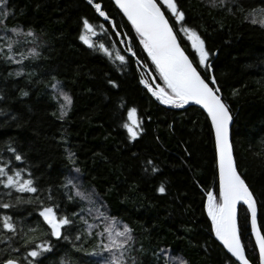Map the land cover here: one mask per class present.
<instances>
[{"label": "trees", "instance_id": "16d2710c", "mask_svg": "<svg viewBox=\"0 0 264 264\" xmlns=\"http://www.w3.org/2000/svg\"><path fill=\"white\" fill-rule=\"evenodd\" d=\"M94 3L101 5L107 21L87 0H7L6 26L21 31L12 40L19 41L14 44L15 59L22 63L5 62L0 56V164L11 160L10 167L27 168L40 198L60 205L69 216L79 204L64 197L61 185L66 177L78 175L82 189L94 193L110 216L132 229L128 264H158L153 254L160 252L164 259L171 253L186 264H228L230 257L211 234L204 208L206 192L218 196L219 191L214 134L207 115L191 104L172 108L152 97L139 83L141 76L162 81L135 31L112 0ZM177 3L185 13V26L205 41L211 70H198L215 77L212 86L220 89L229 106L237 169L257 200L259 223L264 225V27L245 19L253 9L264 8V0H228L232 11L209 7L207 0ZM84 18L96 30L92 40L97 50L79 39ZM29 30L35 35L27 36ZM176 31L189 58L198 63L179 26ZM100 43L113 53L112 59L98 50ZM129 46L135 56L127 51ZM33 50L39 55L34 56ZM116 52L128 63L115 61ZM57 82L72 99L63 117V100L52 87ZM133 107L143 131L130 141L121 125ZM8 146L22 155L23 163L12 158ZM149 160L157 172H151ZM161 184L163 194L158 192ZM5 191L0 186V193ZM35 195L24 194L33 198L32 203L13 200L15 206L0 209V215H11L18 230L28 233L34 228L37 231L30 235L43 238L47 226L38 215ZM49 195L53 200H47ZM248 225L249 214L241 206L239 227L246 256L259 264ZM9 243L20 249L13 256L26 255L24 236L0 242V249ZM52 243L54 250L45 254L44 264H60L61 259L67 264V257L75 264H98L100 259L87 254L93 251L92 239L74 242L80 251L68 241Z\"/></svg>", "mask_w": 264, "mask_h": 264}, {"label": "snow or ice", "instance_id": "6c2138e0", "mask_svg": "<svg viewBox=\"0 0 264 264\" xmlns=\"http://www.w3.org/2000/svg\"><path fill=\"white\" fill-rule=\"evenodd\" d=\"M114 2L135 31L140 46L151 61L155 75L162 81V84L154 79L150 82L142 75L139 83L160 104L172 108H184L189 104L198 105L210 121L215 141L219 191L218 196L212 191L206 192L207 200L204 208L211 221V234L229 254L228 264H250L238 224V206H246L249 214L250 240L254 239V248L259 254V264H264V225L258 223L257 200L237 171L229 139L233 117L229 106L219 94L220 89L212 86L216 84L215 77L202 75L198 70L200 67H204L206 72L211 70L207 63L209 52L205 48V41L195 30L185 26V13L179 8L177 0H114ZM87 3L95 9L99 17H103L105 21L109 19L99 3H94V0H87ZM207 5L232 11L227 7L228 0H207ZM257 12H259V20ZM8 15L7 0H0V26H2L0 31L4 33L0 35V41L4 42V46L0 47V56L5 62L19 64L22 60L15 59L14 49V44L19 41L14 42L12 36L21 35V31L15 27L7 28ZM245 19L264 27V8L253 9ZM177 26L190 42L191 48L198 57V63H194V60L189 58L178 42ZM100 27L103 28V25ZM26 35L32 37L35 34L29 30ZM95 35L93 24L86 18L82 19L79 39L93 50H97V45L90 37ZM98 50L104 56L113 58V53L103 43L98 45ZM127 51L135 56L130 46ZM32 54L39 55L35 50ZM114 60L119 61L120 64L128 63L125 56L119 52L115 53ZM16 75H22V72L17 71ZM109 83L113 87L117 86L113 81ZM52 87L59 92V97L63 100L60 104L61 117H63L71 106L72 99L59 88V82ZM22 94L26 96L27 92ZM55 98L54 96L53 99ZM121 126L126 130L130 141L139 137L143 129L136 108L127 110V119ZM7 151L12 153L15 161L24 162L22 155L11 146L7 147ZM71 155L70 153L69 156ZM146 163L151 166V172L158 171L151 160ZM10 164L11 160H4L0 164V186L7 190L0 193V209H12L15 204L21 202L32 203L33 198H25L24 194H36L34 199L39 207L38 215L47 227L43 230V238L33 237L30 234L37 229L29 228L28 233H24L22 229L18 230L17 222L11 215H0V232H2L0 242L7 243L15 236L22 235L25 238L26 252L23 256H13L11 253H19L20 249L9 243L7 249H0V264H44L45 254L54 250L52 240L68 241L73 243L75 251H80V245L74 242L83 243L86 239L94 241L93 251L87 254L100 257L98 264H128V253L134 240L131 235L132 229L122 224L116 217L110 216L103 203L94 198V193L83 190L78 175L66 177L65 183L61 185L65 189L64 197L79 204L78 210L73 211L69 216L60 211V205L48 204L40 198L38 195L40 189L35 185L32 174L27 168L10 167ZM74 171L79 173V169ZM145 171L148 169L146 168ZM13 192L19 195L13 197ZM158 192L161 194L165 192L163 184L158 188ZM4 197H7V200ZM13 200L15 204L12 203ZM47 200L51 201L53 197L49 195ZM153 255L158 264L161 260L163 264H186L182 258H173L171 253L168 254V259H164V252ZM60 264H65V260L61 259ZM67 264H75V262L71 257H67Z\"/></svg>", "mask_w": 264, "mask_h": 264}, {"label": "water", "instance_id": "95a60500", "mask_svg": "<svg viewBox=\"0 0 264 264\" xmlns=\"http://www.w3.org/2000/svg\"><path fill=\"white\" fill-rule=\"evenodd\" d=\"M113 1V3L115 4V2H114V0H112ZM120 11V10H119ZM121 12V11H120ZM122 13V12H121ZM123 14V13H122ZM126 18V17H125ZM127 19V18H126ZM179 42V41H178ZM180 43V42H179ZM182 47V46H181ZM182 49H183V47H182ZM184 50V49H183ZM185 51V50H184ZM185 53H186V51H185ZM187 54V53H186ZM191 105H194V104H191ZM194 106H197L198 108H200L198 105H194ZM201 109V108H200ZM202 111H203V109H201ZM204 112V111H203ZM205 113V112H204ZM206 114V113H205ZM232 125H233V120H232V122L230 123V129H229V139H230V143H231V146H232V141H231V128H232ZM232 151H233V146H232ZM233 157H234V162H235V165H236V167H237V164H236V160H235V156H234V151H233ZM237 171H238V169H237ZM238 173H239V171H238ZM240 207L241 206H238V224H239V209H240ZM243 207H245L246 208V206H243ZM257 209H258V205H257ZM258 223H259V219H258ZM219 243V242H218ZM222 246V245H221ZM226 251V250H225ZM229 255V254H228ZM232 259H234V258H232ZM248 259V258H247ZM250 264H252L251 262H250Z\"/></svg>", "mask_w": 264, "mask_h": 264}, {"label": "rangeland", "instance_id": "374dc122", "mask_svg": "<svg viewBox=\"0 0 264 264\" xmlns=\"http://www.w3.org/2000/svg\"><path fill=\"white\" fill-rule=\"evenodd\" d=\"M0 33H1V31H0ZM90 39H92V37H90Z\"/></svg>", "mask_w": 264, "mask_h": 264}]
</instances>
